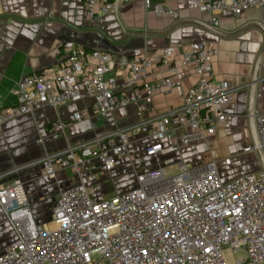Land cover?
Masks as SVG:
<instances>
[{"label":"built area","instance_id":"1","mask_svg":"<svg viewBox=\"0 0 264 264\" xmlns=\"http://www.w3.org/2000/svg\"><path fill=\"white\" fill-rule=\"evenodd\" d=\"M90 21L116 10L117 5L137 0H80ZM189 10L218 17L229 12L239 17L261 9L264 0H180ZM144 8L157 16L171 14L168 5ZM63 58L52 67L23 76L12 91L13 105L0 104V128L25 114L43 108L90 100L73 114L79 123L94 117L104 120L115 110L139 106L143 99L169 93L179 85L172 63L180 56L183 66L192 65L196 83L184 95L183 104L149 121L96 133L93 138L46 154L41 174L55 181L57 198L51 219L37 224L29 208L23 184L4 181L16 170L0 175V208L15 240L0 254V264H264V168L222 181L216 163L189 167L180 163L175 173L152 168L136 175V186L107 199L97 200L83 182V170L97 160L105 171L127 156V145L138 137H154L145 149L154 157L163 149L169 130L184 129L179 148L207 142L217 128H229L225 109L235 89L216 79L212 61L218 47L198 41L157 50L159 65L170 75L148 81L154 63L146 55L136 57L93 49L72 42L61 46ZM1 98V97H0ZM259 147L264 156V112H254ZM66 122H53L50 135H63ZM41 140H38V143ZM251 145L244 152H254ZM62 159L79 179L64 187L56 172ZM225 165L230 159L224 160ZM241 251L243 255L235 257ZM234 256L227 262L224 253Z\"/></svg>","mask_w":264,"mask_h":264},{"label":"crops","instance_id":"2","mask_svg":"<svg viewBox=\"0 0 264 264\" xmlns=\"http://www.w3.org/2000/svg\"><path fill=\"white\" fill-rule=\"evenodd\" d=\"M152 4L168 5L172 13L157 16L144 8L142 0H137L118 5L114 12L90 21L80 0H0V104L8 106L16 103L12 91L23 76L56 66L63 58L61 46L66 42L75 43L87 51L98 49L116 56L132 58L146 55L154 63L148 81L170 75L168 69L159 65V48L174 46L180 49L193 42H211L219 50L212 61L216 79L235 89L234 99L225 109L229 128L219 127L207 142L194 143L185 148H179V137L184 129L169 130L162 151L154 157L145 154L154 137L132 139L127 145V156L118 158L113 169L105 171L95 160L91 167L84 168L83 182L91 189L94 183L112 182V196H115L129 191L124 190L128 186L134 188L137 174L157 167L166 170L176 165L177 168L180 163L197 167L214 161L224 182L259 171L261 166L255 151L244 152V149L252 145L249 84L264 47V29L251 27L241 30L255 22L264 28V6L260 10L249 9L239 17L229 12L221 14L217 30L227 37L217 36L195 24L178 26L162 37H135L136 34L167 31L184 20L209 23L212 18L209 14L187 9L180 0H152ZM172 65L178 70L179 85L169 93L143 99L139 105L141 115H138L137 105H129L115 110L104 120L91 117L73 123V114L91 104L90 100H85L56 109L43 107L0 128V175L16 170L4 181L18 179L22 182L37 224L51 219L58 191L55 181L41 174L39 161L48 153L89 140L96 133L125 128L138 121H149L179 108L197 77L192 65H182L180 56L175 57ZM258 77L261 81L257 85L254 108L255 111L264 112V59ZM59 121L69 123L65 133L55 136L48 134L50 124ZM38 140L41 142L38 143ZM226 158L230 159L229 165L224 163ZM67 166L66 160L62 159L56 172L57 180L64 187L79 182ZM92 195L102 200V195L97 196L95 191ZM14 240L15 235L5 222L0 208V254Z\"/></svg>","mask_w":264,"mask_h":264},{"label":"water","instance_id":"3","mask_svg":"<svg viewBox=\"0 0 264 264\" xmlns=\"http://www.w3.org/2000/svg\"><path fill=\"white\" fill-rule=\"evenodd\" d=\"M117 7H118V5H117ZM117 7H116V9H117ZM184 24H195V25H198V26L205 28L206 30L210 31L211 33H213L217 36H221V37H227L228 36V35L220 32L219 30L213 28L209 23H203V22H200L197 20H184V21H180V22L176 23L174 26H172L167 31L159 32V33L136 34L137 36H135V37H139V36L145 37V38H147V37H150V38L162 37V36L169 34L170 31L173 30L174 28L181 26V25H184ZM251 27H258V28H261L262 30L264 29L259 23L255 22V23L248 24L247 26L242 28L241 31L248 29V28H251ZM263 59H264V47H263V50L261 51L260 55L257 58L255 68H254V72L252 75V79H251V82L249 84V86H250L249 127H250V133H251V137H252V146L254 147V150H255V153L257 155L259 164L262 168H264V156H263L262 151L259 147L255 123H254V112H255L254 100H255V93H256L257 85L261 81V79L258 77V73H259V68H260V65H261Z\"/></svg>","mask_w":264,"mask_h":264},{"label":"rangeland","instance_id":"4","mask_svg":"<svg viewBox=\"0 0 264 264\" xmlns=\"http://www.w3.org/2000/svg\"><path fill=\"white\" fill-rule=\"evenodd\" d=\"M151 4H152V0H151ZM153 5V4H152ZM256 159V157H254ZM251 170V167L249 168L248 171ZM177 171V168H176V165H172L171 167H167L166 168V172L168 173H175ZM70 173V172H69ZM112 182H99V183H94L92 189L93 191H95L97 193V196L98 195H102V199H106L110 196L113 195V191H114V188L112 187L111 185ZM127 184L131 183V182H126ZM132 186H128L126 188H124V190H129L131 189ZM225 255V258L227 260V262L231 263L233 262L234 260V256L228 252H225L224 253ZM243 255V252L241 251H238L236 254H235V257H240Z\"/></svg>","mask_w":264,"mask_h":264}]
</instances>
